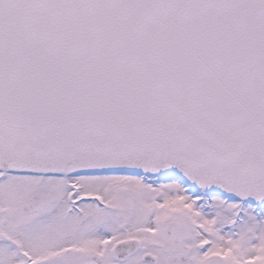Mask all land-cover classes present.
<instances>
[{"label":"snow or ice","instance_id":"obj_1","mask_svg":"<svg viewBox=\"0 0 264 264\" xmlns=\"http://www.w3.org/2000/svg\"><path fill=\"white\" fill-rule=\"evenodd\" d=\"M0 264H264V0H0Z\"/></svg>","mask_w":264,"mask_h":264}]
</instances>
